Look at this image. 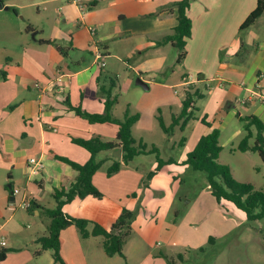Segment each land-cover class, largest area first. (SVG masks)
<instances>
[{"label": "crops", "instance_id": "crops-1", "mask_svg": "<svg viewBox=\"0 0 264 264\" xmlns=\"http://www.w3.org/2000/svg\"><path fill=\"white\" fill-rule=\"evenodd\" d=\"M177 1L180 0H99L93 12L85 17L70 0H61L63 3L57 11L64 23L69 24L76 14L82 17V21L73 22L72 32H65L71 35L70 40L58 36V32H62L59 19L54 20L55 34L45 38V32L38 26L32 23L27 26V23L18 21V14L12 7L0 9V33L6 35L4 41L20 47L19 53H12L0 61V239L6 241L5 246L0 245L1 250L8 249V254L10 251L19 252L22 247L40 244L39 239L49 234L48 230L47 234L40 235L42 229L26 233L25 224L16 220V211L22 208L24 200L30 201L31 210L22 209L37 217L46 213V209L56 207L55 190L69 188L77 172L57 160L55 155L81 164L90 158L86 149L72 142L73 137L116 141L117 125L90 123L77 116L67 104L69 101L72 106H80L89 113L105 112L101 87L107 86L102 82V74L106 59L110 57L124 61L134 70L130 61H138L147 69L148 75L138 79L147 85L154 83L155 77H162L165 81L162 86L174 89L175 94L179 95L183 88L184 98L176 103L172 118L182 111L187 92L202 95L195 102L194 118L184 129L192 137L200 138L205 132L206 127L201 122L203 110L208 113L214 128L236 126L228 144L247 135L246 122L241 121L242 118L255 116L264 123V14L251 27L240 31L243 22L256 8L257 0H190L188 15L193 22V32L187 41L186 57L180 64L177 63L179 50L171 42L162 43L178 25L177 8L170 7ZM10 13H14L17 20L3 15ZM91 28L96 29L94 36ZM31 34L35 36L32 40ZM58 40L64 41L61 46L68 50L67 53L61 54L53 44L41 43H57ZM93 43L101 50V60ZM45 46L48 59L42 62L40 57H43L42 48ZM171 50H178L175 61L170 59ZM87 51L93 60L86 57ZM140 71L138 68L137 72ZM59 74L66 77L59 85L51 86L50 81ZM184 79H191V83L185 84ZM36 84L39 87L36 88ZM111 84V95L118 98L114 93L117 84L114 80ZM169 100L172 102V97ZM119 106L118 98L113 115L122 119ZM241 122L244 127L237 126L236 123ZM140 124L138 121L133 126V132ZM251 130L255 136L257 129L252 126ZM253 141L255 137L250 143ZM118 150L100 152L98 160L104 162L102 166L109 168L115 160L122 161V151L118 157ZM30 158L44 164L40 174H31ZM122 166L113 177L115 179L105 175L101 167L94 175L93 183L105 199L87 197L77 202L76 210L98 221L117 217L123 207L131 210L133 198L129 197L131 190L128 187L135 185L138 179L133 182V175L128 176L124 171L130 169V165ZM153 184V187L164 188L157 181ZM13 188L22 190L14 199ZM227 203L230 202L225 205ZM92 229L91 224L89 230ZM16 235H21L22 240L15 239ZM61 238V255L66 264H111V259L123 258L108 256L102 236L83 238L75 225L63 229ZM48 251H43L40 244L37 255ZM8 254L0 264L6 262ZM50 264H54V259Z\"/></svg>", "mask_w": 264, "mask_h": 264}, {"label": "rangeland", "instance_id": "rangeland-1", "mask_svg": "<svg viewBox=\"0 0 264 264\" xmlns=\"http://www.w3.org/2000/svg\"><path fill=\"white\" fill-rule=\"evenodd\" d=\"M3 3L4 6L12 7L14 13L18 14V21L27 23V26L32 23L41 28L40 30L45 32L43 35L45 38L55 34L56 19H59L63 32H58V36L65 40L71 38V35L65 32L73 31V22H77L78 19L82 21V17L79 18L76 14L77 18L73 16L69 24L64 23L57 11L63 3L61 0H3ZM93 10L94 8H88L85 17ZM14 13L3 15H10L7 17L14 20L16 19ZM5 38L6 35L1 32L0 61H4L12 53L20 52L17 44L4 41ZM34 38L35 36L31 34L30 40ZM57 44L61 46L64 41L58 40ZM62 48L68 52L65 47ZM42 49L43 57L40 59L46 62L48 59L47 50H44L46 46ZM177 52L178 50L170 51L171 60L175 61ZM85 55L93 60L89 51ZM130 62L135 70L122 60L111 57L106 59L102 82H105L108 88L105 86L104 88L113 90L111 81L114 80L117 84L114 93L120 100L119 117L123 118L127 110L131 115L139 114L141 124L134 127V132L132 129L134 138L138 142L142 141L148 150L157 148L161 159L171 163L163 166L151 179L150 174L157 168L156 153L140 154L127 164L130 165V169L124 171L128 176L133 175V182L138 179L135 185L128 187L131 190L129 197L133 198L131 210L135 213V220L132 235L124 247L125 258H114L110 263L169 264L168 260H172L176 264H264V219L249 221L246 214L234 205L217 203L210 191L207 174L183 164L187 154L195 149L204 133L200 138H195L189 131H182L178 127L172 134H166L160 127L159 115L163 117L165 124L170 126L176 103L184 98V89L180 90L179 95L175 94L174 89L162 86L165 83L162 77H155L154 83L149 84V88L146 89L138 85L137 80L140 76L147 78V69L141 67L134 59ZM175 67L178 68V65ZM138 68L141 74L137 72ZM170 97L172 102L169 100ZM205 112L203 110L202 119L213 124ZM236 124L244 127L243 122ZM235 128L236 126L228 129L217 128L220 132L219 141L223 147L219 163L229 166L234 179L238 182L252 184L264 192V162L259 154L238 149L245 137L228 144L230 134ZM253 143L254 141L250 145ZM101 167L105 175L115 179L113 177L117 173L109 176L108 166ZM123 167L121 166L120 171ZM156 181L164 188L153 187ZM16 213V220L25 224L23 229L26 233L42 229L39 234H47L50 218L46 213L37 217L34 213L28 214L22 208H18ZM24 215L27 216L23 217ZM15 239L22 240L21 235H16ZM22 248L19 252L10 251L8 259L3 264H50L53 259L51 250L37 255L40 250L38 242L28 248Z\"/></svg>", "mask_w": 264, "mask_h": 264}, {"label": "trees", "instance_id": "trees-1", "mask_svg": "<svg viewBox=\"0 0 264 264\" xmlns=\"http://www.w3.org/2000/svg\"><path fill=\"white\" fill-rule=\"evenodd\" d=\"M99 0L90 3L89 9L95 8ZM190 0H180L174 2L170 7L177 8L178 25L174 28L172 34L167 35L162 43L171 42L179 50L177 63H181L186 57V45L188 39L192 37L193 22L188 15L190 8ZM15 10V9H14ZM264 14V0H257L256 8L249 14L240 27V31H244L251 27ZM30 31V27H27ZM43 44H53L57 50L65 54V49L53 41H41ZM101 93L105 96V112L103 114L89 113L80 106L75 107L67 101L69 108L76 113L77 116L86 119L90 123H110L119 127L116 141L105 142L100 137L82 138L73 137L72 142L86 149L90 153V158L86 163L76 162L68 157L55 155L56 159L67 164L77 172L75 180L69 188L55 190L54 199L56 207L46 209L45 212L51 219L49 226V234L41 237L39 242L42 250L53 251L54 264H66L65 259L61 255L62 238L61 231L69 226L75 225L83 238L90 236H102L103 246L106 254L110 257L119 255L125 258L124 246L132 235L133 222L135 220L134 211L122 208L121 213L117 217L108 218L106 221L93 220L76 210L78 201L87 197H93L104 200L105 196L93 183V177L101 168L103 161L98 160V154L102 151H115L121 149L122 161L115 160L108 168V175L112 176L118 173L123 164H129L136 156L140 154L156 153L157 168L150 174L159 172L163 166L168 165L171 161L161 159L157 148L147 149L142 141H137L133 136V126L140 120V115H131L127 110L122 119L115 118L113 108L117 104V98L112 97L111 89L101 87ZM198 98H202L197 92H187L183 101V109L178 115H174L170 126H167L161 115L158 116L160 127L166 134H171L173 130L180 126L183 131L188 122L194 118L195 102ZM241 121L246 122L245 129L247 135L240 142L238 149L242 152H257L264 162V123L255 116L242 118ZM202 123L206 127V131L200 138L195 149L187 154L183 164L192 166L197 171L207 174L210 191L216 202L223 205L225 202L232 203L237 209L243 211L249 221H257L264 219V192L256 189L252 184H244L234 179L230 167L219 163V156L223 150L220 144V132L214 128L212 123L202 119ZM257 129L254 136L251 127ZM255 137L254 145H250V139ZM184 141V139H183ZM10 186V185H8ZM135 196V194L133 195ZM31 210V207L28 209ZM93 225L92 231L89 226ZM212 241V238L210 239ZM9 250H0V262L7 257ZM39 254V253H38ZM180 258H182L180 256ZM169 264H176L172 260H168Z\"/></svg>", "mask_w": 264, "mask_h": 264}, {"label": "built area", "instance_id": "built-area-1", "mask_svg": "<svg viewBox=\"0 0 264 264\" xmlns=\"http://www.w3.org/2000/svg\"><path fill=\"white\" fill-rule=\"evenodd\" d=\"M71 4L75 7V9L79 12L80 15H84L88 8L90 7V0H70ZM91 33L94 36L96 34V29L91 28ZM97 50L98 58L101 60L103 58L100 48L96 46L95 43H93ZM66 76L63 74H59L56 78L50 81L51 86L59 85ZM191 79H184L185 84H190ZM39 87V84L36 85ZM45 89V88H44ZM46 90V89H45ZM44 90V91H45ZM30 165H32L30 172L32 175L34 174H40L41 171L44 169V164L37 160L36 158H30L29 159ZM12 193L14 196L20 195L22 193V190L20 188H13ZM31 206V203L29 200H24L21 202V207L25 209H29ZM0 245L3 247L6 245V241L4 239H0Z\"/></svg>", "mask_w": 264, "mask_h": 264}, {"label": "water", "instance_id": "water-1", "mask_svg": "<svg viewBox=\"0 0 264 264\" xmlns=\"http://www.w3.org/2000/svg\"><path fill=\"white\" fill-rule=\"evenodd\" d=\"M0 9L9 10V7L4 6L3 0H0ZM137 84L142 86V87H144V88H146V89L149 88L148 85L144 81H142L141 79L137 80ZM116 153H118V157H120L121 150L119 149ZM12 199H14L13 193H12Z\"/></svg>", "mask_w": 264, "mask_h": 264}]
</instances>
